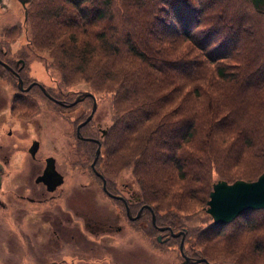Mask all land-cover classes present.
Masks as SVG:
<instances>
[{"label":"trees","instance_id":"trees-1","mask_svg":"<svg viewBox=\"0 0 264 264\" xmlns=\"http://www.w3.org/2000/svg\"><path fill=\"white\" fill-rule=\"evenodd\" d=\"M244 3L33 0L24 20L26 47L48 55L59 92L84 81L108 100L96 162L107 188L129 172L136 188L130 210L148 205L156 225L186 228L184 247L211 264H262L253 257L264 252V239L251 250L264 233V209L248 222L238 216L220 225L206 213L204 228L189 210L206 205L214 174L252 181L264 171V36L256 26L264 0H247L251 13ZM86 150L90 159L95 146ZM150 209L136 221L149 220L154 231ZM233 226L227 246L207 241Z\"/></svg>","mask_w":264,"mask_h":264},{"label":"flooded vegetation","instance_id":"flooded-vegetation-1","mask_svg":"<svg viewBox=\"0 0 264 264\" xmlns=\"http://www.w3.org/2000/svg\"><path fill=\"white\" fill-rule=\"evenodd\" d=\"M14 1L22 5L25 14L27 6L33 2L32 0ZM9 4L10 0H0V10H7L9 14ZM0 14L2 13L0 12ZM19 27V20L12 19L11 23L3 24L1 28L14 31L19 36L21 32ZM32 53L26 46L12 50L11 45L0 44V86L5 83L11 87L8 92L0 87V108L5 104L8 105L7 112L0 110V233L9 230V235L18 234L35 240L39 236V239H37L38 245L46 248L48 246L53 253L52 248L54 246L59 251L67 244L68 240L73 238H78L79 240L83 235L82 228L92 233L94 237L97 234H101L100 242L94 240L93 243L97 242L99 245L103 243L109 250L112 245L104 242L108 237H112L114 232L120 230V227L116 224L117 214L115 206L109 205L107 210L104 209L103 213L99 212L98 214L86 212L83 208L78 211L67 207L69 200V133L67 126L63 130L61 129V138L60 142H58V135L53 136L50 133L48 128L50 122L45 111L34 108L36 101L32 98V95H35L33 90L37 86L33 85L28 91H21L17 88L19 79L22 80L23 88L32 82H38L37 79L30 78L27 75L30 59L33 58V56L31 57ZM14 83L17 90L14 88ZM60 99L63 98L60 97ZM64 101L66 100L64 99ZM64 109L61 110V113ZM85 112L86 109L83 108L78 115L80 120H78L77 124L88 115L89 112ZM60 117L68 122L66 114ZM102 121V115L95 111L90 121L93 122L90 134H84L80 128V137H78L76 132L77 124L75 125L72 137L76 141L77 146V159L74 161V165L78 168L84 165V161L86 162L89 159V156H87L89 152L86 149L90 145L97 146L96 142L86 138H100L107 133L106 130L102 134V129H107L106 126H102ZM36 129L38 132H35ZM96 131L100 137L96 136ZM57 143H59V146ZM99 180L102 188V181L100 178ZM105 181L106 189L109 193L113 195L122 194L109 191V189L116 191L115 181H110L109 189L107 188L106 178ZM87 186L88 189H92L91 183H87ZM126 187L127 185L121 184V188L127 192ZM103 193L115 201L106 191L103 190ZM72 194L85 203L84 196L79 194L77 190H74ZM132 196L130 194L127 197L123 196V198L126 202H130ZM69 208L70 211L68 210ZM72 215L76 219H80L81 225H79L78 221L73 222V229L79 234L75 232L69 234L67 228L64 227L66 226L65 224L73 221ZM61 226L63 228H60ZM169 227L172 230V227ZM180 229L185 231V240L186 228ZM170 233V230L163 231V240L168 241L171 238L169 236ZM5 242V240L0 241V245L5 244ZM84 247L87 248L86 246ZM88 249L92 250L90 246H88ZM189 257L190 259L197 258Z\"/></svg>","mask_w":264,"mask_h":264},{"label":"rangeland","instance_id":"rangeland-1","mask_svg":"<svg viewBox=\"0 0 264 264\" xmlns=\"http://www.w3.org/2000/svg\"><path fill=\"white\" fill-rule=\"evenodd\" d=\"M232 1L234 3L237 2V0ZM244 2L245 3L242 6L251 13V8L247 4V0H244ZM0 12L2 13L0 14V44L11 45L12 50L19 47L23 48L24 46H26L28 36L25 32L26 26H24L23 21L22 5L14 0H10L9 14L7 13V10H0ZM256 18V26L258 29L257 35L261 38L264 36V16L258 15L256 16ZM12 19L19 20V28L21 29L19 36H17V33L14 31H9L6 28H1L3 26L2 24L11 23ZM32 56L33 53L31 54V57ZM47 60H50V58L45 52L37 51V53L35 54V58L30 59V66L28 67L29 70L27 71V75L30 78H35L40 81L45 87L53 92L54 95L58 97H61L60 95H65L64 99L67 101H71L79 92L90 89L86 82L76 81L74 83H68L65 88L59 92L56 87V82L58 79H60L59 74L54 68H46L45 62H48ZM15 85L16 84L14 83V86ZM0 87L4 88L6 92L11 89V87H9V85L5 83H2ZM105 97L106 96H102V100H98V98L96 97L99 115L106 114V116H102V126L103 123L104 125H108L110 123L107 116L108 113H105L107 112V107H105V105L108 101L107 99H105ZM32 98H34V100L36 101L38 109L45 111V114H47L46 116H48V121L50 122L48 128L50 129V133L53 136L58 135V142H60L61 138V129L63 130L65 126H67L68 129L69 200L67 203V207L78 211H81L83 208L86 210V212L98 214L99 212L103 213L104 209L107 210V206L109 205L115 206L117 214L116 224L118 225V227H120V230L114 232L112 237H108L104 242L105 244L112 245V248H109V250L103 245V243L100 245L97 242L93 243L94 240L100 242L99 240H101V234L96 235L95 233L96 236L94 237L92 233L81 228L83 235L81 236V238H79V240L78 238L68 240L67 244H65L59 251L58 248L54 246V248H52L53 253L49 251L48 246L46 248L45 246L38 245L39 243L35 239H30V237H23L22 235L18 234L12 236L8 234V230L7 232L0 233L2 235H0V241H6L5 244L0 245V264H53L56 261H58V263L55 264H180L183 258L180 255L178 249L179 239H170L166 242H163L162 240L164 237H161V241H157L156 238L159 232L157 230L153 231V229H151L149 220H139L135 222L131 220L129 221L125 216L124 206L122 202L119 200L114 201L102 192L100 182L97 178L95 179L89 171V162L84 161V165H82L80 168L74 165V161L77 159V146L76 141L72 137V132L74 133L75 131V125L78 122V115L80 114L81 110L83 108H86V111L89 112L91 105L90 99H86L85 102L78 103L70 109H64L61 113L62 108L58 111L57 109H55V106L53 104L47 102L36 93L34 96L32 95ZM7 107L8 105L5 104L0 108V110L7 112ZM65 114L68 117V122L64 121L63 118L60 117ZM35 132H38V130L36 129ZM96 133L98 134L97 131ZM24 134L26 135V133ZM57 144L59 146V143ZM121 172V175L117 178V193H122L124 197H127L132 193L136 194L135 183L133 181L132 175L129 172H125V170ZM213 179L214 182L219 180L215 174L213 176ZM87 183H91L92 189H88ZM121 184H123L124 186L127 185V192L123 188H121ZM74 190H77L79 194H82L84 196L85 203L82 202L80 198L72 194ZM70 208L68 209L69 211ZM205 208L206 205L201 207L195 205L194 207L192 206L189 208V210L194 209L196 211L195 216L192 218V222L199 228H204L207 224V221L205 222V216L207 215L205 212ZM135 212L136 211H134L133 213ZM258 215L259 214L257 212L250 211L243 215H240L236 220L244 223L248 222L246 221V217L252 219L254 216ZM259 216H264V213L260 214ZM72 220L73 221H70V223L65 224L66 226H64L67 228L69 234L74 232L76 233V230L73 229V222L78 221L79 225H81L80 219H76V217L73 215ZM235 227L236 226L226 227L223 229L222 234L216 238L217 240L212 241V239H208L207 241L211 242V244L212 242L219 241L222 242L224 246H227L229 240L231 239V237H229L232 232L231 229H235ZM60 228H63V226H61ZM227 230L229 231L228 233ZM235 234L240 233H234L233 235ZM81 239L82 241H80ZM262 239H264V233L260 234V236L253 240L252 243L255 246L252 247L251 250H255V253L259 251L256 246H259L257 245V243L259 241H262ZM81 242H83L84 244ZM84 246H86L87 248H85ZM88 246H90L92 250L88 249ZM202 246L203 245H201V247ZM184 252L188 256L192 257V253L189 252L186 246L184 247ZM255 253L250 255L253 256ZM263 253L264 252L256 254L253 259L259 258L257 260L264 264ZM206 256L204 255V257L209 261ZM62 258L63 260H60ZM214 264L231 263L215 262Z\"/></svg>","mask_w":264,"mask_h":264},{"label":"water","instance_id":"water-1","mask_svg":"<svg viewBox=\"0 0 264 264\" xmlns=\"http://www.w3.org/2000/svg\"><path fill=\"white\" fill-rule=\"evenodd\" d=\"M18 87L22 88V80H18ZM31 84L25 88V90L29 89ZM43 92L54 102L65 105V106H72L78 101L82 100L85 96H92L93 98V105L91 113L85 118L84 121L77 125V135L80 136V127L84 125L92 116V113L96 109V101L93 95L90 92H82L76 96V98L69 103H64L62 100H58L48 94L44 87L40 86ZM91 139V138H90ZM98 143V146L95 150V156L93 161L91 162L92 168H94V163L99 155V141L97 139H92ZM95 170V169H94ZM55 174L56 171H54ZM101 178L103 183V189L106 190L105 187V180L101 174L96 172ZM117 198H121L120 196H115ZM127 208V213L130 215L129 209ZM264 208V171L253 181H246L242 179H237L232 183H228L225 180H218L212 185V190L209 192V199L207 200V213L213 218V222L216 224L220 223H228L231 222L235 217H237L241 212L246 210H253V209H262ZM141 209L139 210L138 214L134 217H130L131 219H135ZM152 222H154V216L152 215ZM167 227H159V230H164ZM171 232V231H170ZM183 231L172 233L173 236H178L182 234V238L179 244V249L181 251L182 256L184 257V261L182 264L188 263H198V262H205V264H209L204 258H197L195 260H191L188 256H186L182 251L183 246Z\"/></svg>","mask_w":264,"mask_h":264}]
</instances>
